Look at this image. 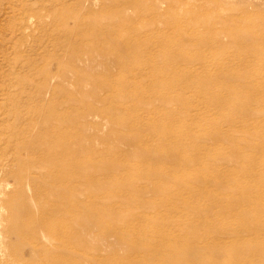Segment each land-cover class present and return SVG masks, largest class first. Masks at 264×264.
Instances as JSON below:
<instances>
[{"label":"rangeland","instance_id":"rangeland-1","mask_svg":"<svg viewBox=\"0 0 264 264\" xmlns=\"http://www.w3.org/2000/svg\"><path fill=\"white\" fill-rule=\"evenodd\" d=\"M153 1L0 0V264H19L15 250L25 258L30 252L6 232L18 213L9 199L30 194L25 177L18 176L22 188L14 177L44 153L38 147L46 138L41 114L47 107L66 122L76 115L83 125L55 137L64 142L62 153L81 162L83 180L103 183L97 192L120 191L106 201L82 188V217L93 213L102 227L136 232L122 242L112 233L105 243L84 237L85 256L99 257L97 264L236 263L239 213H264L254 207L257 181L244 174L264 130L254 133L255 115L243 113L244 97L248 109L263 107L264 98L252 82L253 67L244 69L240 61L243 32H264V0H176L162 4L160 16L151 10ZM119 8L125 23L116 17ZM55 11L85 18L90 11L95 21L70 19L61 28L47 16ZM71 32L83 47L79 76L68 70ZM100 35L104 41L96 39ZM97 40L116 42L111 58L120 62L103 65L99 52L88 53ZM44 69L52 86L64 80L58 93L41 100ZM245 73L248 87L242 86ZM114 210L121 217L111 216ZM135 235L151 245L161 239L175 245L160 246L150 257L153 247L135 244Z\"/></svg>","mask_w":264,"mask_h":264},{"label":"bare ground","instance_id":"bare-ground-1","mask_svg":"<svg viewBox=\"0 0 264 264\" xmlns=\"http://www.w3.org/2000/svg\"><path fill=\"white\" fill-rule=\"evenodd\" d=\"M174 1L176 2V0H155L153 1L151 10L157 14L156 16H160L161 13L157 10L162 7L161 5L166 3L169 4ZM89 2L91 4V1ZM167 8H169V5ZM88 13H90V15L86 18L81 17L79 13L66 15L65 12L57 14L56 11L51 12L47 16L61 24L63 26L61 28H64L70 19L77 24H80L83 21L87 23L95 21V13L90 11ZM116 17L119 21L121 20V22L125 23L127 20L125 9H117ZM38 18L41 19L40 16ZM262 18L264 19V17ZM24 23L26 28L30 27L32 24V18L28 17L24 20ZM70 34L69 37H66L67 40L65 39V42L71 46L67 53V64L71 66L68 70L75 76H79L80 72L77 63L83 58V52L81 51L83 50V47H81L80 43L75 40L76 38L73 37V33L71 32ZM109 35L111 37V31ZM243 35L241 44L244 51L240 57L241 66L244 69H247L249 66L253 67L254 75L251 79L252 82L257 85L258 91H261L260 99H262L264 98V32L260 34L254 33L252 35H247V33L243 32ZM103 36L104 35H100V37H96V39L101 38L104 41ZM102 40H97V44H92L90 47H86V51L88 53L93 51L99 52V56L103 59V65L107 64L108 61L119 63L120 61L118 59L111 58L114 49L118 48L115 44L116 42H112V44L114 43V46H111L109 43H100ZM98 44L99 46H97ZM94 46L98 47V49L95 50ZM122 50L126 51L128 49L125 47ZM251 56L257 57L258 60L254 61V58L250 60L249 57ZM64 69H66L65 66ZM46 70H43L45 78L44 85L40 87L38 92V97L41 100L47 99V94H50L53 97L56 92L58 93L62 88L61 81L64 80V78H62L61 81L52 86L48 82L53 81V79H50L48 71ZM248 78L249 77L246 73L241 75L243 87H248ZM78 79L79 78H77V81ZM81 80L82 79H79V81ZM76 95L81 96V93ZM247 99V97L243 98V102L245 103L243 106V113H248L252 116L255 115L252 117V126L253 132L257 133L264 130V106L248 109ZM47 108H44L46 111L41 114V124L46 138L43 139L41 146L38 147L39 149H42V152L44 153L37 162L26 164L23 168H20L17 176L15 175L14 177L18 184L17 186L20 188L23 186V181H21L18 176L25 177V189L29 190L30 194L25 195L20 192V194L13 195L9 199V202L17 207L18 213L11 217L15 226L10 227L6 232L14 235L16 240L20 242L23 247L26 246L30 249V252L26 258L22 255L20 250H15V253H12L15 255L19 264H30L31 262L29 261L31 260L42 261L44 264H79V260L81 259L85 260V264H97L99 262V257L85 256L81 249L80 244L81 241L84 242V237H93L95 240L97 239L98 242L105 243L109 234L112 233L120 240V242H122L124 237L133 236L136 232L134 230H125L119 226H114L112 229L102 227V223L100 221L98 222L96 217L94 218L93 213H89L86 219H84L85 217H82V213H80L82 211V202L79 199V193L82 188L85 187L86 189L93 190V193H91L93 198L106 201L117 199L120 191H118L117 187L114 190H102L97 192L96 189L101 190L104 188L103 183H99L95 178H90V180L86 181L83 180L80 167L81 162H79L75 155L70 152L69 154L62 153L60 148L63 146L64 142L57 139L67 135L66 128H70L71 126L77 128L81 123L79 124L76 115L74 116L75 118L66 122L63 115L60 113L49 114L51 111L47 110ZM89 110L90 109L85 112V117L87 113H89ZM47 112L48 114H46ZM88 117L89 116H87V118ZM80 126L83 125L81 124ZM135 140L136 138H133L134 145L139 147V143ZM139 141L141 142V140ZM251 147L253 156L246 165L247 167L244 169V174L246 177L248 176V178H250V181L254 179L257 181V185L253 189L255 200H257V202L254 203V207L259 212H264V139ZM15 156L17 157V155ZM69 168L74 169V173L70 174L68 172ZM108 171L110 170H107V172ZM151 206L152 205H150V207ZM117 212L118 211L114 210L110 214L117 218L121 217V213L123 212ZM124 212L126 213V211ZM239 216V230L237 234L238 255L235 264H264V213H239ZM98 230V234L93 233ZM135 236L139 239L135 244H141V242L145 241L149 246L153 247V252L149 255L150 257L157 254V249L160 246L175 245L173 242L161 239L159 243L153 244V246L148 240H145V236H142L141 238L138 235ZM134 247L137 246L134 245ZM96 249L97 251H100V248L96 246L95 248H92L94 251ZM107 259L115 261L114 257H107ZM145 260H147V258H142L140 262H145ZM181 260L183 261L184 259Z\"/></svg>","mask_w":264,"mask_h":264}]
</instances>
